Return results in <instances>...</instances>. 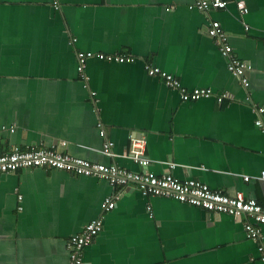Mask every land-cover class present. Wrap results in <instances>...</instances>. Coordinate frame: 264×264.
<instances>
[{"label":"crops","instance_id":"crops-1","mask_svg":"<svg viewBox=\"0 0 264 264\" xmlns=\"http://www.w3.org/2000/svg\"><path fill=\"white\" fill-rule=\"evenodd\" d=\"M226 1L225 9L203 13L188 10L190 0H0V154L65 143L60 151L74 158L170 173L263 205L264 181L257 176L264 170V136L245 96L264 107V0ZM211 20L226 32L234 56L251 66L247 90L208 36ZM77 52L136 60H88L83 82ZM146 64L188 91L208 88L213 95L182 102ZM140 137L145 168L123 156ZM105 141L114 157L102 153ZM107 197L115 207L103 214L83 264H264L257 251L264 225L252 239L246 216L47 168L0 174V264H69L67 241L102 214Z\"/></svg>","mask_w":264,"mask_h":264},{"label":"built area","instance_id":"built-area-1","mask_svg":"<svg viewBox=\"0 0 264 264\" xmlns=\"http://www.w3.org/2000/svg\"><path fill=\"white\" fill-rule=\"evenodd\" d=\"M226 0H190L188 10L207 13L208 11L223 10L227 7ZM241 15H245L248 11L246 5L242 1L236 2ZM247 28V27H246ZM207 34L217 47L221 57L226 61L227 71L236 79H238L241 87L245 90L249 88V80L246 76L251 66L239 61L233 54L232 48L228 43L226 32L222 29L220 23L211 20L208 24ZM75 41V40H74ZM97 59L109 63H133L136 59L126 55H103L92 52H77L76 70L81 81L87 82L88 77L85 74V67L88 60ZM145 71L150 75H158L164 78L169 88L177 91L182 102L196 101L201 98H211L212 90L208 88H195L191 91L182 87L180 82L172 76L162 72L157 67L144 65ZM226 94L217 96L216 101L221 103ZM245 101L250 104L251 110L255 115L254 126L264 136V107L253 102L250 95L245 96ZM101 128V123H98ZM1 130H8L13 133L14 129L1 127ZM100 136L104 137V131L100 130ZM59 145H51L50 147L39 148H20L13 146L10 151L0 154V174L12 173L18 169L25 168H47L57 171L71 173L83 177H95L106 181L113 188L127 187L134 185L143 197H164L176 200L179 203L187 204L195 208L203 209L206 212L225 214L233 217L246 216L247 222L244 224L248 237L255 239L257 233L256 226L264 225V204H258L253 199L245 198L241 193L234 197H229L219 190L209 189L206 185L195 180H179L174 178L170 173L155 176L148 172H132L115 165H102L91 163L86 160L71 157L70 155L60 151ZM113 144L105 141L102 146V153L108 157H114L112 152ZM146 139L143 137L132 138L130 148L123 156L129 157L134 163L145 168L149 161L145 156ZM173 168V165L170 166ZM249 176L243 177L244 182H248ZM258 180L264 181V170L260 171ZM21 197H18L20 200ZM115 207V200L107 197L101 204L102 214L90 221L83 230L70 237L67 241V249L69 252V264H83V251L93 241V239L102 231L103 214L110 212ZM21 210V207H18ZM149 216L150 207H147ZM260 253V260L264 262V242L260 241L257 246Z\"/></svg>","mask_w":264,"mask_h":264}]
</instances>
